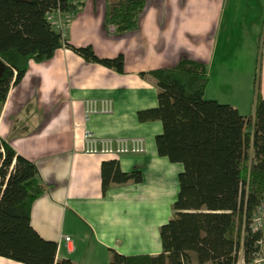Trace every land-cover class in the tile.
Masks as SVG:
<instances>
[{
	"label": "crops",
	"instance_id": "1",
	"mask_svg": "<svg viewBox=\"0 0 264 264\" xmlns=\"http://www.w3.org/2000/svg\"><path fill=\"white\" fill-rule=\"evenodd\" d=\"M107 0H86L72 14L64 36L74 46L92 45L100 57L126 59L125 73L86 61L68 47L45 62L31 61L18 84L0 102V138L34 161L46 192L32 206V225L58 243L57 258L76 264H109L113 252L159 254L160 227L175 214L167 198L179 191L182 163L160 156L156 136L162 122H141L138 111L158 105L159 88L141 72L173 67L183 57L220 66V95L244 114L255 97L257 58L249 67L217 62V38L257 40L264 23V0H148L138 30L117 35L105 24ZM253 53V52H252ZM6 63L0 57V77ZM16 74V72H15ZM264 96V45L260 66ZM88 99L112 101L111 113L85 116ZM142 137V154L92 155L84 151L85 134ZM117 160L123 171L141 170L143 181L112 183L104 192L102 163ZM64 236L72 238L69 250ZM0 264H25L0 256Z\"/></svg>",
	"mask_w": 264,
	"mask_h": 264
},
{
	"label": "trees",
	"instance_id": "2",
	"mask_svg": "<svg viewBox=\"0 0 264 264\" xmlns=\"http://www.w3.org/2000/svg\"><path fill=\"white\" fill-rule=\"evenodd\" d=\"M148 0H107L105 24L117 35L140 27ZM85 3L71 0H0V102L18 84L30 62H45L65 46L86 61L125 73L126 59L100 57L92 45L74 46L49 15L75 14ZM251 112L205 97L210 76L206 62L183 57L173 67L141 72L156 79L158 105L138 111L141 122L161 121L157 151L182 163L175 214L160 227L161 252L126 255L113 252L109 264H254L264 231L252 226L264 204V96L260 62ZM16 72V74H15ZM0 256L25 264H76L57 258L58 243L32 225V206L46 192L37 164L0 138ZM143 181L141 170L123 171L117 160L102 163V186ZM4 186V188H3ZM3 188V189H2Z\"/></svg>",
	"mask_w": 264,
	"mask_h": 264
},
{
	"label": "built area",
	"instance_id": "3",
	"mask_svg": "<svg viewBox=\"0 0 264 264\" xmlns=\"http://www.w3.org/2000/svg\"><path fill=\"white\" fill-rule=\"evenodd\" d=\"M73 3H78L86 0H71ZM71 14H65L61 10H57L49 15L50 20L54 27L64 32L68 27L71 21ZM112 112V101L110 100H96V99H88L85 102V116L86 119H89L92 115L98 113H111ZM84 151L88 154L92 155H125V154H142L146 151V143L144 138L142 137H132V138H110V137H100L96 135L93 131H87L85 134V149ZM4 147H0V158L1 154H4ZM4 188V186H3ZM2 188V189H3ZM264 221V204L260 208V213L254 218L252 226L255 229H261L262 223ZM64 239L70 243L68 248L69 250H73L74 247L72 245V238L70 236H64ZM261 250L258 253L257 257L254 260V264L260 263L264 260V256H262V244ZM244 261V258H243ZM245 264V261H244Z\"/></svg>",
	"mask_w": 264,
	"mask_h": 264
},
{
	"label": "rangeland",
	"instance_id": "4",
	"mask_svg": "<svg viewBox=\"0 0 264 264\" xmlns=\"http://www.w3.org/2000/svg\"><path fill=\"white\" fill-rule=\"evenodd\" d=\"M216 41L217 42L219 41L218 47H215V50H217V55H216L217 62L221 63L223 61L225 64H227L228 62V65H231L232 63H238V64L240 63L242 68H246V67L248 68L250 64V60L252 59V57L254 58L255 51L257 52L256 58L258 61L259 52H260L258 45L259 39L257 40L256 37H253L252 33L247 34L245 38H240V39L217 38ZM263 45H264V39L262 41V47H261L260 66L262 64ZM209 71L210 73H212V78L210 82L211 84L209 85L210 93L220 95V66L219 65L218 67L215 66L213 70H211L210 68ZM177 195L175 196V198L174 196H172L171 198H167V202L172 201V203H174L176 201ZM261 229L264 231V221L262 223ZM262 249L263 251L261 255L264 256V241L262 244ZM238 264H244L242 252L240 253V259ZM258 264H264V260H262Z\"/></svg>",
	"mask_w": 264,
	"mask_h": 264
}]
</instances>
